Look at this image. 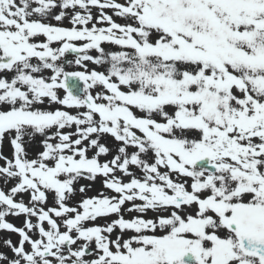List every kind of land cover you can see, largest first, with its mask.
<instances>
[{
  "label": "snow or ice",
  "instance_id": "snow-or-ice-1",
  "mask_svg": "<svg viewBox=\"0 0 264 264\" xmlns=\"http://www.w3.org/2000/svg\"><path fill=\"white\" fill-rule=\"evenodd\" d=\"M0 233V264H264V0H0Z\"/></svg>",
  "mask_w": 264,
  "mask_h": 264
},
{
  "label": "rangeland",
  "instance_id": "rangeland-1",
  "mask_svg": "<svg viewBox=\"0 0 264 264\" xmlns=\"http://www.w3.org/2000/svg\"><path fill=\"white\" fill-rule=\"evenodd\" d=\"M121 22H122V21H121ZM53 23H55V21H53ZM64 23H65V25H68V22H67V21H65ZM69 26H70V25H69ZM93 54H95V53H93ZM66 58H67L68 60H74V59H75L74 55L68 56L67 54H66ZM89 66H90V67H93V65H89ZM68 70H69V71H74V70H77V68H76L75 65H71V66L68 67ZM5 151H6V152H10V149L7 147V145L5 146ZM81 183H90V182H88V181H81ZM100 187H101V185L99 184V182H97V183L93 186V189L87 193V195H89V196H91V195H95V194L97 193V190L100 189ZM9 219L12 220L11 217H9ZM22 220H23V217H20L19 220H15V221H13V222L16 223L17 226H20ZM0 235L7 236L6 233H0ZM14 236H15V235H13L11 238H12V240L15 242V241L18 239V237H17V236L14 237Z\"/></svg>",
  "mask_w": 264,
  "mask_h": 264
},
{
  "label": "bare ground",
  "instance_id": "bare-ground-1",
  "mask_svg": "<svg viewBox=\"0 0 264 264\" xmlns=\"http://www.w3.org/2000/svg\"><path fill=\"white\" fill-rule=\"evenodd\" d=\"M7 234V233H6ZM14 237H16V236H14ZM6 250V249H5Z\"/></svg>",
  "mask_w": 264,
  "mask_h": 264
}]
</instances>
